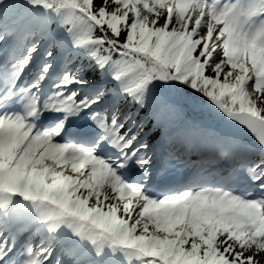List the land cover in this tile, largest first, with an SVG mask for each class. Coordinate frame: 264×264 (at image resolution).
Listing matches in <instances>:
<instances>
[{"label": "snow or ice", "instance_id": "1", "mask_svg": "<svg viewBox=\"0 0 264 264\" xmlns=\"http://www.w3.org/2000/svg\"><path fill=\"white\" fill-rule=\"evenodd\" d=\"M0 264H264V0H0Z\"/></svg>", "mask_w": 264, "mask_h": 264}]
</instances>
